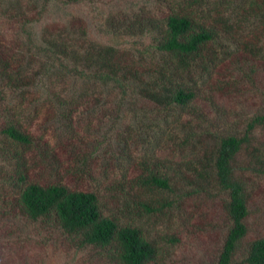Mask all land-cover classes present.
I'll use <instances>...</instances> for the list:
<instances>
[{"label": "trees", "instance_id": "trees-1", "mask_svg": "<svg viewBox=\"0 0 264 264\" xmlns=\"http://www.w3.org/2000/svg\"><path fill=\"white\" fill-rule=\"evenodd\" d=\"M107 3L0 0V188L14 193L30 219L53 220L86 243L108 247L120 264H155L157 248L117 210L166 209V217L183 220L187 206L219 195L228 219L220 262L230 264L249 231L257 186L238 173L236 159L243 154L245 168L264 159V0H133L106 10ZM52 4L71 12L36 35L32 24ZM79 5L100 10L93 23ZM91 89L127 105L136 136L130 146L141 154L136 170L128 155L117 157L127 163L117 161L108 199L89 184L41 183L30 175L61 173L62 153L76 155L64 174L88 172L71 137L76 118L95 105L85 100ZM243 91L259 105L237 131L225 123ZM245 261L264 264V236L251 241Z\"/></svg>", "mask_w": 264, "mask_h": 264}, {"label": "rangeland", "instance_id": "rangeland-1", "mask_svg": "<svg viewBox=\"0 0 264 264\" xmlns=\"http://www.w3.org/2000/svg\"><path fill=\"white\" fill-rule=\"evenodd\" d=\"M108 9H121L131 7L133 0H106ZM84 5H79L77 11L86 13L89 17L97 16L96 11L85 10ZM71 9L61 5L52 4L48 12L39 21L32 24L37 35L42 27L49 21L66 17ZM93 23L94 18H89ZM259 89H264L258 86ZM6 90L1 88V92ZM242 90V88H241ZM85 95L88 103L95 104L87 112H82L76 118L78 129L74 131L71 139L81 144V151L86 157V168L83 177L65 173V168L72 162V157L63 153L59 159L65 160V165L59 168L61 173L43 172L39 169L31 171V179L40 181L62 179L72 187L82 188L91 185L93 189L110 193L112 178L117 177V157L127 155L130 167L136 170L134 161H138V154L130 146L136 136L133 127V116L127 112V105L118 107V97L109 94L107 90L91 89ZM243 96L238 100V106L232 107L233 116L230 115L225 126H235L239 130L245 126V117L257 111L253 102L254 96L250 91H243ZM236 95V93H234ZM247 99L246 102H241ZM233 104H230L231 106ZM127 112V113H126ZM234 118V119H233ZM47 131L52 132V127L47 125ZM79 131V132H78ZM263 138L264 136H261ZM124 140L127 144L124 143ZM131 140V141H130ZM130 146V147H129ZM244 152V151H243ZM79 154V153H78ZM3 152L0 150V162ZM184 159L186 154L181 155ZM181 158V159H182ZM243 154L236 159L235 167L245 180L256 181V189L251 199L250 214L248 216L249 231L239 242L233 252L230 264H248L245 261L246 252L252 240L264 236V159L253 167L244 166ZM132 161V162H131ZM73 164V163H72ZM131 171V169H128ZM111 178H103L110 175ZM1 173V169H0ZM130 174L132 172H129ZM108 187V189H107ZM110 206L116 210L113 203ZM153 206V204H152ZM119 209L120 219L139 225L157 248L155 264H221L220 252L223 238L227 229L228 219L220 196L212 199H202L196 205L187 206L184 219H174L172 213L166 217V209L146 212L142 206H136L132 212ZM0 264H120L117 255L112 254L108 247H101L86 243L82 236L65 232L53 220L27 217L19 208L18 201L13 192L0 188Z\"/></svg>", "mask_w": 264, "mask_h": 264}]
</instances>
